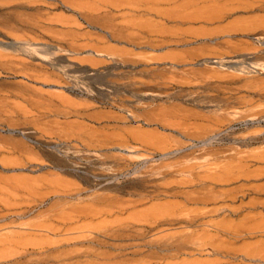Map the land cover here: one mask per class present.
<instances>
[{
    "label": "rangeland",
    "instance_id": "1",
    "mask_svg": "<svg viewBox=\"0 0 264 264\" xmlns=\"http://www.w3.org/2000/svg\"><path fill=\"white\" fill-rule=\"evenodd\" d=\"M230 157H264V0H0V178L24 179L38 196L27 199L31 213L0 221V238L44 242L9 248L0 264L219 258L149 257V241L200 235L206 227L181 219L215 207L232 210L203 220L239 224L245 236L229 247L263 241L264 232H244L264 231L254 203L264 174L248 184L263 190L223 198L231 206L189 202L209 188L194 178ZM80 207L103 211L82 216ZM37 221L51 232L31 233Z\"/></svg>",
    "mask_w": 264,
    "mask_h": 264
},
{
    "label": "bare ground",
    "instance_id": "2",
    "mask_svg": "<svg viewBox=\"0 0 264 264\" xmlns=\"http://www.w3.org/2000/svg\"><path fill=\"white\" fill-rule=\"evenodd\" d=\"M190 16V15H189ZM187 18V17H186ZM255 139V138H254ZM220 158H222V157H220ZM249 158H252V159H255V161H260V162H262V163H264V157H230L229 158V160H232V162L230 161V162H228L223 168H221V169H219L218 171H213V172H207L206 173V171H205V174H202V176H197L196 178H194V179H197L198 181H197V183L198 182H200V183H202V184H204L202 187H205L206 186V184H208L209 186H206V187H209L208 189H207V191L204 193V195H200V196H196V197H193L194 196V194L195 193H188V191H187V194L189 195H192L191 197H190V195L188 196V195H185V196H187V197H190L191 198V200L189 201V202H191V201H193L194 203H196V204H200V205H208L209 203H213V202H215V201H217V202H215V203H217L218 204V201H221V200H224L223 198H225V197H228V195L230 196V199H234L235 198V195H236V193H238L239 191H242L243 190V188H245L246 187V185L248 186V184H250V178H254V177H257V176H259V177H261L260 175H262V174H264V172L262 173V171H256V170H250L251 168H248V167H250L253 163H251V165L249 166V164L247 163L248 162V159ZM216 159V158H215ZM218 159V158H217ZM225 159V157L223 158V160ZM252 159H251V161H252ZM207 159H205V161H206ZM223 160H222V162H223ZM225 160H227V158L225 159ZM218 161V160H217ZM235 161V162H234ZM191 162H193L192 160H191ZM202 162V161H201ZM200 162V163H201ZM208 162V161H207ZM225 162V161H224ZM260 162H258V163H260ZM189 163H190V161H189ZM188 163V164H189ZM195 163H197L196 161H195ZM199 163V162H198ZM204 163V162H203ZM202 163V164H203ZM206 163V162H205ZM262 163H260V165L262 164ZM185 164H186V162H185ZM185 164H183V165H185ZM255 164V163H254ZM175 164H173L172 166H174ZM187 165V164H186ZM206 166L208 165V164H205ZM204 165V166H205ZM258 165V164H257ZM264 165V164H263ZM262 165V166H263ZM191 166V165H190ZM190 166H189V168L188 167H186L185 166V168L187 169L188 168V170H187V172H189V170L191 169L190 168ZM203 165H202V167H204ZM205 166V167H206ZM170 167V166H169ZM175 167V166H174ZM181 167H183L182 166V164H181ZM199 167H201V166H199ZM204 167V168H205ZM253 167H255V166H253ZM195 168H197V166H195ZM195 168H193L192 167V169H194L195 170ZM207 168V167H206ZM205 168V170H207ZM209 168V167H208ZM256 168V167H255ZM259 168H260V166H259ZM184 169V168H183ZM198 169V171H202L201 169L199 170V168H197ZM211 169V168H210ZM191 171L192 173L194 172L195 173V175H196V171L197 170H195V171ZM217 170V169H216ZM212 171V170H211ZM190 173V172H189ZM191 173V174H192ZM198 173V172H197ZM199 174V173H198ZM194 176V175H193ZM189 178V177H188ZM261 178H264V176H262ZM260 178V179H261ZM3 179V178H2ZM1 178H0V221H6V220H9L10 218H12L13 219V217H15V218H21V216L22 215H24L25 216V214H28V213H31L32 212V210L35 208L34 206V208L29 204V201L31 200L32 202L33 201H37L38 200V196L36 197L34 194H36L35 193V191L36 190H30V189H32L31 187H29V186H27L26 184V182H25V180L24 179H22V180H20V179H15V180H13L12 182H10L11 181V179H10V181H9V179H8V181H6L7 179H5V180H2ZM258 180H259V178H257ZM193 180V179H192ZM237 180L240 182V184H238V186L236 187L235 185H236V183L234 184V187H231L230 185L232 184V183H234V182H237ZM255 180V179H254ZM257 180V181H258ZM262 180V179H261ZM190 181V180H189ZM264 181V179L262 180V182ZM238 182V183H239ZM255 182V181H254ZM253 182V183H254ZM26 183V184H25ZM257 183V182H256ZM256 183H254V184H256ZM260 183V182H259ZM264 183V182H263ZM230 184V185H229ZM262 184V183H261ZM29 185V184H28ZM31 185V184H30ZM210 185H213V187L212 186H210ZM230 186V188L229 189H227V187L226 186ZM215 186H219V187H225L226 189H223V190H214L215 189ZM228 186V187H229ZM263 186V185H262ZM261 186V187H262ZM35 187V186H34ZM168 187V186H167ZM218 187V188H219ZM248 187H250L249 189H251V188H253V189H255L256 187H257V184H256V186H252V185H250V186H248ZM59 188V187H58ZM173 188V187H172ZM247 188V187H246ZM258 188V187H257ZM36 189V188H35ZM197 189V188H196ZM203 190L202 191H204V188H202ZM259 189V188H258ZM261 189V188H260ZM259 189V190H260ZM22 190H27V191H22ZM192 190V189H191ZM193 190H195V188L193 189ZM192 190V191H193ZM245 190V189H244ZM243 190V191H244ZM247 190V189H246ZM261 190H263V188L261 189ZM55 191V190H54ZM191 191V192H192ZM252 191V190H251ZM257 191V190H256ZM21 192H22V194H21ZM24 192V193H23ZM52 192H53V190H52ZM190 192V191H189ZM193 192H195V191H193ZM249 192V191H248ZM252 192H255V191H252ZM259 192H261V191H259ZM263 193H264V190L262 191ZM261 192V193H262ZM184 193H185V191H184ZM184 193H182V194H184ZM240 193V194H239ZM238 194L239 195H241V193L242 192H239ZM245 193H246V191H245ZM262 193V194H263ZM23 194L25 195V197L23 196ZM52 194V193H51ZM186 194V193H185ZM237 194V195H238ZM243 194V193H242ZM46 195V194H45ZM250 195V194H249ZM254 195V194H253ZM47 196V195H46ZM184 196V195H183ZM256 196V195H255ZM254 196V197H255ZM47 197H50V196H47ZM258 197H260V196H258ZM257 197V198H258ZM30 198H32V199H30ZM46 198V197H45ZM229 198V197H228ZM226 199L227 200V202H228V200H230V199ZM239 198V197H238ZM261 198V197H260ZM27 199H30V200H27ZM43 199V198H42ZM185 199H186V197H185ZM237 199V196H236V198H235V200ZM253 199V198H252ZM255 199V198H254ZM226 200H224V201H226ZM255 200H258V199H255ZM262 200V199H261ZM25 201V202H24ZM30 201V202H31ZM186 201H188V199L186 200ZM231 201V200H230ZM226 202V203H227ZM232 202H234V201H232ZM34 203V202H33ZM32 203V204H33ZM231 203V202H230ZM254 203H256V205L258 204L260 207V210L261 211H263V213H264V200L263 201H259V202H254ZM64 204V203H63ZM214 204V203H213ZM220 204V203H219ZM225 204V202L223 203V206H225L224 205ZM248 204V203H247ZM252 204V203H251ZM210 205V204H209ZM221 205H222V203H221ZM227 205H230L229 204V202L227 203ZM250 205V204H249ZM36 206V205H35ZM69 206H70V204H69ZM176 206H178V205H176ZM215 206V205H214ZM231 206V205H230ZM233 206V205H232ZM64 207V206H63ZM171 207H172V205H171ZM175 207V206H174ZM234 207V206H233ZM247 207H248V205H247ZM251 207V206H250ZM253 207V206H252ZM254 207H255V205H254ZM65 208V207H64ZM64 208L62 209V211L61 212H63V210H64ZM74 208H76V206L74 207ZM74 208H73V210L72 211H74ZM184 208V207H183ZM202 208H203V206H202ZM246 208V207H245ZM176 209V208H175ZM182 209V208H181ZM198 209V208H197ZM201 209V208H200ZM225 210V211H227V212H230L231 213V210L229 209V208H227V207H215V208H211L210 210H208V211H204V212H201V213H199V214H197V215H195V216H193V217H186V216H184V218L183 219H181V220H184V219H186V223L188 224V225H196V226H199V225H201L202 227L204 226V227H206L205 229H207V230H202L203 232L200 234V235H198L197 233H196V231H195V233H193V234H189V235H184L183 233L182 234H180L179 233V235L180 236H177V237H174L173 239H172V237L170 236V237H166V238H163V237H161V238H157V239H154V240H152L151 242L149 241V246L152 248V249H154V250H156V251H153V252H150V253H152V254H150V259H154V258H163V257H175V256H177V255H175V254H179V255H188V256H191V253L192 252H194V255H211V257L213 258V256L212 255H217V257L218 256H220L219 258H213V259H200L199 257H197V258H195V257H193L192 258V260H187V259H184V260H182V261H180V262H173V263H167V264H232V262L231 263H229V262H226V260H228V258H233V259H235V262H236V260H238L235 264H246L247 262H258V263H261V264H263L264 263V240L263 241H259V242H254V243H252V244H245V245H242L241 247H239V248H232V247H229L228 246V244L229 243H231V241H233V239L235 240V238H237V237H241L242 236V232L240 231V225L239 224H235V223H232V222H228V221H223V220H220V221H217V219H215L216 220V222H208V221H211V220H203V218L204 217H206V216H211L213 213H217V212H219V211H221V210ZM249 209H251V208H249ZM53 210V209H52ZM51 210V211H52ZM76 210V209H75ZM192 210H194V209H192ZM244 210V209H243ZM246 210H248V208H246ZM253 210H255V211H253ZM252 211L253 212H255V214H258V213H261V211H258L259 209H258V206L257 207H255L254 209H253ZM67 211V210H66ZM70 211H71V209H70ZM102 211H103V208L101 209H97V208H92V207H88V208H79L78 210H76L75 212H77L78 214H81L82 216H86V215H97V214H101L102 213ZM196 211V210H195ZM199 211V210H198ZM235 211H237V210H235ZM235 211H233V212H235ZM241 211H242V208H241ZM240 211V212H241ZM249 211H251V210H248V212ZM34 212V211H33ZM54 212H55V210H54ZM60 212V213H61ZM191 212H193V211H191ZM43 213V212H42ZM41 213V214H42ZM223 213V212H222ZM54 214H56V213H54ZM63 214H66L67 215V213L65 212V213H63ZM74 214V213H73ZM72 213L70 214V215H73ZM187 214H188V212H187ZM192 214H194V213H192ZM219 214V213H218ZM224 214V213H223ZM233 214V213H232ZM254 214V215H255ZM45 215V214H44ZM49 214H47V216H48ZM62 215V214H61ZM216 215V214H215ZM220 215V214H219ZM235 215V214H234ZM237 215V214H236ZM244 215V214H243ZM248 215H251V214H248ZM261 215V214H260ZM40 216V215H39ZM56 216V215H55ZM62 216H64V215H62ZM233 216V215H232ZM247 216V215H246ZM246 216H244V219L246 218ZM261 216H263L264 217V215H261ZM41 217H42V215H41ZM44 217V216H43ZM53 216L51 215V218H52ZM56 217H58L59 218V216H56ZM180 217V216H179ZM178 217V218H179ZM215 217V216H214ZM217 217V216H216ZM259 217V216H258ZM46 218V217H45ZM49 218H50V216H49ZM54 218V217H53ZM52 218V219H53ZM61 218V217H60ZM176 218V217H175ZM209 218V217H208ZM257 218V217H256ZM12 219L11 220H9L8 222L6 221L5 222V224H9V225H11V223L13 222L12 221ZM56 219V218H55ZM67 220V219H70V216H65V217H62V221H64V220ZM154 219V218H153ZM156 219V218H155ZM154 219V220H155ZM207 219V218H206ZM254 219H255V216H254ZM13 220H16V219H13ZM57 220V219H56ZM56 220H55V222H56ZM59 220V219H58ZM65 220V221H66ZM169 220H171V222L172 223H174L175 221L176 222H178L177 220H175V219H168V223H169ZM258 220V219H257ZM26 221V220H25ZM64 221V222H65ZM148 221V220H147ZM185 221V220H184ZM205 221V222H204ZM239 221V220H238ZM249 221H251L250 219H249ZM40 222V221H39ZM46 222V221H45ZM140 222V221H139ZM163 222V221H162ZM175 222V223H176ZM252 222V221H251ZM251 222H250V224H251ZM255 222H256V220H255ZM259 222V221H258ZM28 223V222H27ZM57 223V222H56ZM55 223V224H56ZM58 223L60 224L61 222H59L58 221ZM148 223V222H147ZM154 224H155V222H153ZM157 223V222H156ZM164 223V222H163ZM162 223V224H163ZM179 223V222H178ZM182 223H183V221H182ZM7 224V225H8ZM14 224V223H13ZM15 224H17V223H15ZM14 224V225H15ZM22 225L23 224H26V223H21ZM64 224V223H63ZM135 224V223H134ZM150 224H152V222H150ZM165 224V223H164ZM167 224V223H166ZM171 224V223H170ZM247 224V223H246ZM245 224V225H246ZM250 224H248V225H250ZM1 225V224H0ZM18 225H19V223H18ZM17 225V226H18ZM26 225H28V224H26ZM56 225H58V224H56ZM133 225V224H132ZM155 225H157L158 226V224H155ZM154 225V226H155ZM181 225V224H180ZM186 224H185V222H184V226H185ZM253 225V224H252ZM6 226V225H5ZM20 226V225H19ZM17 227V228H21V227ZM29 226H30V228L28 229V230H32L31 231V233L33 232V230H45V231H50L51 232V228H50V226L49 227H47V225L43 222V224L42 223H38V221H37V223H32L31 222V224H29ZM61 226H62V224H61ZM64 226V225H63ZM151 226V225H150ZM187 226V225H186ZM12 227V226H11ZM13 227H16V225L15 226H13ZM54 227V226H53ZM156 227V226H155ZM2 228V227H1ZM0 228V229H1ZM5 228H7L8 229V226L7 227H5ZM4 228V229H5ZM25 228H26V226H25ZM56 228H57V226H56ZM81 228V227H80ZM80 228H78V229H80ZM196 228H198V229H201L200 227H196ZM247 227H245V229H246ZM251 228V227H250ZM24 229V228H23ZM27 229V228H26ZM61 229V228H60ZM154 229V228H153ZM210 229V230H209ZM254 228H251L250 230L248 229V231L247 232H244V234L245 235H248V234H255V233H259L260 235H262V232H264V231H256L255 229H254V231H251V230H253ZM262 229V228H261ZM20 230V229H19ZM25 230V229H24ZM39 230V231H40ZM244 230V229H243ZM90 231V230H89ZM88 230L86 231V232H89ZM94 231V230H93ZM12 232V231H11ZM27 232H29V231H27ZM42 232H44V231H42ZM49 232V233H50ZM53 232V231H52ZM91 232H92V230H91ZM183 232V231H182ZM219 233V234H216V235H224L225 237L223 238L222 236V238L223 239H221V238H219V236L218 237H213V235H211V233ZM30 233V234H31ZM34 233V232H33ZM40 233V232H39ZM81 233H82V231H81ZM85 233V232H84ZM84 233H82V234H84ZM184 233H186V231L184 232ZM16 234V233H15ZM187 234V233H186ZM22 235V234H21ZM28 235V234H27ZM181 235H183V236H181ZM259 235V236H260ZM3 236V235H2ZM30 236V235H29ZM1 237V236H0ZM16 238H17V236H15ZM245 236L243 235L241 238H244ZM264 237V236H263ZM254 238V237H253ZM256 238V237H255ZM89 240V239H88ZM243 240V239H242ZM240 241H241V239H240ZM254 241V240H253ZM85 242V241H84ZM233 242H235V241H233ZM44 242L43 241H30V240H25V241H18V239H13V237H11V236H9V235H7V234H5L4 235V237H2V238H0V250H1V252H0V259H3V260H5V258H8V257H10V256H12V255H14L12 252H10V251H6L7 249H9V248H11V247H14V248H21V249H24V248H27L28 246H39V245H41V244H43ZM147 244V243H146ZM47 245H50V244H47ZM45 246V244H44V247H47L48 248V246ZM148 245V244H147ZM146 245V246H147ZM231 245V244H230ZM145 246V245H144ZM40 247V246H39ZM42 247V246H41ZM149 248V247H148ZM3 250H5V251H3ZM14 250V249H13ZM27 250V249H26ZM151 250V249H150ZM185 250H187L188 252H186ZM15 252V251H14ZM171 252H173V253H171ZM174 252H175V254H174ZM140 252H138V254H139ZM196 255V256H197ZM19 257H20V255H19ZM203 257V256H202ZM207 257V256H206ZM205 257V258H206ZM16 258V257H15ZM199 258V259H198ZM209 258H210V256H209ZM222 258V259H221ZM11 259V261H13L12 259H14V257H12V258H10ZM166 259V258H165ZM176 259V258H175ZM177 259H179V256H178V258ZM182 259V258H181ZM224 259V260H223ZM232 259V260H233ZM7 260H9V258L7 259ZM172 260V259H171ZM142 262H144V261H142L141 260V264H142ZM246 262V263H245ZM140 263V262H139ZM144 264V263H143ZM234 264V263H233ZM248 264V263H247ZM249 264H251V263H249ZM257 264V263H256Z\"/></svg>",
    "mask_w": 264,
    "mask_h": 264
}]
</instances>
